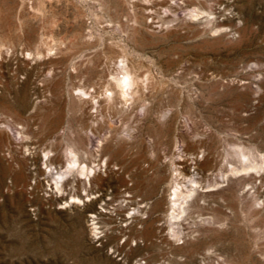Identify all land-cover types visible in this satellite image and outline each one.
<instances>
[{
	"label": "rangeland",
	"instance_id": "374dc122",
	"mask_svg": "<svg viewBox=\"0 0 264 264\" xmlns=\"http://www.w3.org/2000/svg\"><path fill=\"white\" fill-rule=\"evenodd\" d=\"M0 264H264V0H0Z\"/></svg>",
	"mask_w": 264,
	"mask_h": 264
},
{
	"label": "bare ground",
	"instance_id": "6f19581e",
	"mask_svg": "<svg viewBox=\"0 0 264 264\" xmlns=\"http://www.w3.org/2000/svg\"><path fill=\"white\" fill-rule=\"evenodd\" d=\"M202 9V8H201ZM193 15V14H192ZM151 17V16H150ZM122 67V66H121ZM129 68V67H128ZM128 68H126V69H128ZM123 69V68H122ZM118 70H120V69H118ZM130 70V69H129ZM122 72H124V71H122ZM121 72V73H122ZM134 77V76H133ZM139 79V78H138ZM137 80V79H136ZM135 81H133V83H134ZM138 83V82H137ZM114 84H115V82H114ZM117 84H118V86H120V87H126V86H129V79H128V76L126 75L122 80H118L117 81ZM116 86V85H115ZM112 87H113V85H112ZM111 87V88H112ZM141 87V86H140ZM139 86H137V88H140ZM114 88V87H113ZM113 88H112V90H113ZM111 90V89H110ZM141 90V89H140ZM140 90H138V91H140ZM123 92H124V90H123ZM141 92V91H140ZM140 92H138V93H140ZM131 93V92H130ZM110 94H111V92H110ZM119 94V93H118ZM117 96V94H115V99L117 98L116 97ZM113 98V97H112ZM118 99H119V97H118ZM114 100V99H113ZM117 100V99H116ZM119 101H121V100H119ZM113 102H115V101H113ZM122 102V101H121ZM116 104H117V102H116ZM119 104V103H118ZM112 105H113V103H112ZM115 105V104H114ZM113 107V106H112ZM202 156H203V154H202ZM126 157V156H125ZM245 158V157H244ZM73 159V158H72ZM196 160V159H195ZM70 161H72V160H70ZM129 161V160H128ZM199 161V160H198ZM81 162V161H80ZM124 162V166L126 165V161H123ZM126 162V163H125ZM137 162V161H136ZM76 164V163H75ZM108 164V163H107ZM106 164V165H107ZM128 164V163H127ZM133 164V163H132ZM247 164V163H246ZM134 165V164H133ZM187 165V164H186ZM254 165V164H253ZM83 166V165H82ZM128 166V165H127ZM136 166V165H135ZM134 166V167H135ZM137 166H138V164H137ZM140 166V165H139ZM182 166V165H181ZM229 166V165H228ZM81 167V166H80ZM106 167V166H105ZM104 167V168H105ZM108 167V166H107ZM126 167V166H125ZM130 167V166H129ZM226 167H227V165H226ZM68 168V167H67ZM88 168V167H87ZM127 168V167H126ZM138 168V167H137ZM136 168V169H137ZM185 168V167H184ZM193 168H196V167H193ZM233 168V167H232ZM231 168V169H232ZM244 168H246V166H244ZM253 168V167H252ZM134 169V168H133ZM236 169V168H235ZM238 169H239V167H238ZM68 170H69V168H68ZM186 170V169H185ZM136 171V170H135ZM141 171V170H140ZM226 171H228V170H226ZM232 171V170H231ZM58 172H60L61 173V171H57V173ZM76 172V171H75ZM133 172V171H132ZM139 172V171H138ZM143 172V171H142ZM183 172V171H182ZM185 172V171H184ZM229 172V171H228ZM236 172V171H235ZM53 173V172H52ZM74 173V172H73ZM72 173V174H73ZM78 173L80 174V175H85V176H87V174H88V171H87V169H85L84 167H82L79 171H78ZM91 173V172H90ZM131 173V172H130ZM187 173V172H186ZM185 173V174H186ZM196 173V172H195ZM222 173V172H221ZM237 173V172H236ZM48 174V173H47ZM75 174V173H74ZM78 174V175H79ZM136 174V173H135ZM134 174V175H135ZM145 174V173H144ZM182 174V173H181ZM231 174V173H230ZM50 175H51V173H50ZM57 174H55V176H56ZM92 175V174H91ZM184 175V174H183ZM190 175H192V174H190ZM190 175H188V176H190ZM196 175H198V174H196ZM73 176V175H72ZM76 176V175H75ZM93 176V175H92ZM187 176V175H186ZM194 176V175H193ZM54 177V176H53ZM53 177H52V182H53ZM65 177V176H64ZM67 177V176H66ZM70 177V176H69ZM74 177V176H73ZM222 177V176H221ZM225 177V176H224ZM68 178V177H67ZM76 178H78V176L76 177ZM75 178V179H76ZM133 178V177H132ZM143 178V177H142ZM190 178V177H189ZM228 178V177H227ZM55 179V178H54ZM61 179V178H60ZM75 179H74V181H75ZM83 179V178H82ZM90 179V178H89ZM185 179V178H184ZM192 179V178H191ZM59 180V179H58ZM77 180V179H76ZM84 180V179H83ZM87 180V179H86ZM140 180V179H139ZM183 180V179H182ZM197 180V179H196ZM60 181V180H59ZM63 181V180H62ZM64 181H67L66 179L64 180ZM141 181H144V180H141ZM184 181V180H183ZM199 181H200V178H199ZM227 181V180H226ZM230 181V180H229ZM68 182V181H67ZM76 182V181H75ZM134 182V181H133ZM189 182V181H188ZM191 182H193V181H191ZM201 182V181H200ZM228 182V181H227ZM58 183H60V182H58ZM86 183V182H85ZM142 183V182H141ZM146 183V182H145ZM66 184V182H64V184L63 185H65ZM72 183H70V185H71ZM81 184H83V183H81ZM184 184H185V182H184ZM198 184V183H197ZM215 184V183H214ZM52 185V184H51ZM54 185V184H53ZM57 185V184H56ZM59 185V184H58ZM86 185V184H85ZM87 185H89V184H87ZM140 185V184H139ZM142 185H143V183H142ZM186 185V184H185ZM190 185V184H189ZM73 186H74V184H73ZM81 186V185H80ZM146 186V185H145ZM197 186V185H196ZM201 186V185H200ZM214 186V185H213ZM71 187V186H70ZM82 187V186H81ZM182 187V186H181ZM210 187H211V185H210ZM55 188V187H54ZM59 188V187H58ZM60 188H61V186H60ZM60 188H59V190H60ZM141 189H142V187H140ZM183 188V187H182ZM205 188V187H204ZM208 188V187H207ZM76 189V188H75ZM74 189V190H75ZM140 189V190H141ZM143 189H144V191H145V189H146V187H143ZM176 189V188H175ZM178 189H180V187L178 188ZM200 189V188H199ZM65 190H66V187H65ZM181 190V189H180ZM128 191V190H127ZM182 191V190H181ZM181 191H177V192H174L173 194H174V196H175V199L174 200H172L174 203L176 202V201H178L179 199H181V200H184L186 197H188L186 194H184V195H182L184 192H181ZM204 191V190H203ZM202 191V192H203ZM187 192H189V191H187ZM195 192H197L198 193V191H195ZM205 192V191H204ZM231 192V191H230ZM59 193V192H58ZM65 193V192H64ZM128 193V192H127ZM126 193V194H127ZM130 193V192H129ZM142 193V192H141ZM140 192H139V194H141ZM200 193V192H199ZM134 194V193H133ZM138 194V195H139ZM88 195V194H87ZM124 195H125V193H124ZM192 195V194H191ZM194 195V194H193ZM200 195V194H199ZM198 195V196H199ZM202 195V194H201ZM136 196V195H135ZM75 197V196H74ZM139 197V196H138ZM133 198H134V196H133ZM190 198V197H189ZM124 199H126V198H124ZM123 199V200H124ZM130 199H132V198H130ZM129 199V200H130ZM136 199V198H135ZM167 199V198H166ZM170 199V198H169ZM172 199V198H171ZM193 199V198H192ZM187 200V199H186ZM195 200H197V198H195ZM86 201V200H85ZM92 201V200H91ZM131 201H133V200H131ZM135 201V200H134ZM157 201V200H156ZM170 201V200H169ZM226 201H228V200H226ZM93 202V201H92ZM98 202V201H97ZM122 202V201H121ZM124 202V201H123ZM160 202V201H159ZM188 202V201H187ZM229 202V201H228ZM70 203V202H69ZM78 203V202H77ZM155 203V202H154ZM160 203H162V202H160ZM173 203V204H174ZM190 203V202H189ZM193 203L195 204V202L193 201ZM73 204V203H72ZM85 204V203H84ZM125 205H126V203H124ZM181 204V203H180ZM191 204H192V202H191ZM194 204H192V206H194ZM229 204V203H228ZM121 205V204H120ZM128 205H129V203H128ZM154 205V204H153ZM155 205H156V203H155ZM157 205H158V203H157ZM171 205V204H170ZM175 205V204H174ZM121 206H123V205H121ZM120 206V207H121ZM169 206V205H168ZM178 206V205H177ZM187 206H188V204H187ZM231 206V205H230ZM138 207H139V205H138ZM124 208V207H123ZM140 208V207H139ZM144 208V207H143ZM154 208H155V206H154ZM168 208V207H167ZM197 208V207H196ZM231 208V207H230ZM118 209H119V207H118ZM121 209V208H120ZM119 209V210H120ZM145 209V208H144ZM147 209V208H146ZM156 209V208H155ZM174 209V208H173ZM179 209V208H178ZM177 209V210H178ZM185 209V208H184ZM187 209H188V207H187ZM116 210H117V208H116ZM122 210V209H121ZM136 210V209H135ZM140 210V209H139ZM157 210V209H156ZM166 210V209H165ZM168 210V209H167ZM166 210V211H167ZM190 210V209H189ZM193 210H194V208H193ZM138 211V210H137ZM141 211V210H140ZM139 211V212H140ZM147 211V210H146ZM133 212V211H132ZM175 212H177V211H174V213ZM184 212V211H183ZM143 213V212H142ZM147 213H148V211H147ZM170 213V212H169ZM187 213V212H186ZM190 213V212H189ZM138 214H140V213H138ZM180 214V213H179ZM183 214V213H182ZM135 216H136V214H134ZM141 215H143V214H141ZM162 215H163V213H162ZM167 215H168V213H167ZM177 215V214H176ZM170 215H168V217H169ZM174 216V215H173ZM173 216H171V217H169V218H172ZM187 216V215H186ZM137 217H139V215H137ZM136 217V218H137ZM152 217V216H151ZM161 217V216H160ZM178 217V216H177ZM133 218H134V216H133ZM132 218V219H133ZM158 218V217H157ZM93 219V218H92ZM148 219V218H147ZM146 219V220H147ZM160 219V218H159ZM165 219V218H164ZM92 221V220H91ZM143 221H144V218H143ZM160 221V220H159ZM163 221V220H162ZM162 221H160V222H162ZM93 222V221H92ZM133 222V221H132ZM159 222V223H160ZM165 222V221H164ZM138 223V222H137ZM136 223V224H137ZM167 223H170L169 221L167 222ZM149 224H150V222H149ZM163 224V223H162ZM94 225V224H93ZM146 225H148V224H146ZM154 225H157L158 226V224H154ZM143 226V225H142ZM153 226V225H152ZM156 226V227H157ZM166 226H168V225H166ZM96 227V226H95ZM147 227H149V226H147ZM161 227V226H160ZM143 228V227H142ZM145 228V227H144ZM152 228V227H151ZM167 228V227H166ZM170 228V227H169ZM132 229V228H131ZM146 229V228H145ZM93 230V229H92ZM134 230V229H133ZM137 230V229H136ZM149 231V230H148ZM151 231H154V230H151ZM150 233V232H149ZM156 233V232H155ZM144 234V233H143ZM140 235H141V233H140ZM157 235V234H156ZM163 235V234H162ZM161 235V236H162ZM136 236V235H135ZM152 236H154V235H152ZM151 236V237H152ZM143 237V236H142ZM150 237V236H149ZM155 237V236H154ZM156 238V237H155ZM167 238V237H166ZM168 239V238H167ZM166 239V240H167ZM135 240H136V237H135ZM163 240V239H162ZM134 241V240H133ZM147 240H145V242H146Z\"/></svg>",
	"mask_w": 264,
	"mask_h": 264
}]
</instances>
